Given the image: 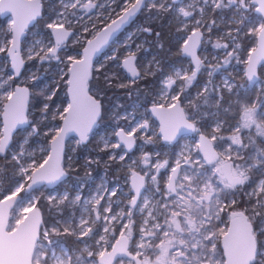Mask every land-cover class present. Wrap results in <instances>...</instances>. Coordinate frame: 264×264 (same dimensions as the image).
<instances>
[{"label":"snow or ice","instance_id":"obj_1","mask_svg":"<svg viewBox=\"0 0 264 264\" xmlns=\"http://www.w3.org/2000/svg\"><path fill=\"white\" fill-rule=\"evenodd\" d=\"M112 3H116V0H112ZM197 5L203 7L198 8ZM145 7L150 11L155 10L157 15L173 12L177 19L182 16L194 21L190 30L187 23L178 30L184 33L179 37L182 43L178 52L182 57L190 58L189 68L176 69L167 77L161 95L164 102L161 103L160 100L153 102L151 108L146 109L145 115L151 113L159 118V133L164 141L175 140L177 134L182 131L197 133L199 139L195 142V150L193 152L189 147L187 153H180L174 166L170 168L163 189L160 186L159 173L161 169L169 167L167 160L161 163L157 155V162L149 164L151 156L144 153L141 160L147 167L142 169L143 175L134 170L138 161H133L128 166L132 179L127 193L129 199L125 205L126 211L124 209L119 212L113 211L112 196L116 194L118 186L111 190L101 186L96 195L83 200L80 193L75 196L68 192L49 195L47 197L49 204L56 208L75 206L82 202L84 212L78 224L73 222L71 226L61 229L58 222L51 228L42 229L41 210L38 207L41 198L32 196V191L36 190V185H55L67 176L68 173L62 164L64 137L69 132H76L80 138L77 143H82L88 140L93 127L103 118L104 97L99 92H91L89 88L93 57L108 44L109 38L122 25ZM41 8V0H0V15L10 14L8 25L10 39L0 44V53H6L14 70V75H8L7 79L0 76V97L8 101L3 107L0 127V154L5 157L9 155L12 147L14 130L18 125L28 124L26 108L29 89L12 87V83L19 76L24 64L19 54L21 37L24 36L29 24L41 16ZM60 8L61 10L55 14L56 18L47 24L49 30L47 42L36 41L35 46L28 50V58H35L41 63L55 60L64 64L66 71L62 70V78L67 77L66 86L70 101L62 111L59 106L52 111V119L59 117L63 126L49 130L54 134L51 151L47 156L41 160H37L34 155L26 157L23 145L19 146L18 152L11 153L23 182L0 193V264H85V252L87 259L92 260L93 264H113V260L120 254L129 257V264H264V240L260 239L264 237V228L254 227L257 218L264 223V180L247 194L250 200L256 198L251 209H240L236 199H230L249 182L251 169L264 168V149L256 150L255 156H249L247 159L241 152L248 147L242 139L245 130L250 133L249 144L253 146L255 144L251 139L253 129L256 136L264 138V96L257 97L250 104H240L238 101L239 120L235 126L229 127L228 131L232 134L227 137L219 135L225 123L219 120L211 128L210 133H201L197 123L198 118L202 119L205 113L201 112L200 103L189 101L186 111L181 99L182 97L187 99L186 89L193 84L204 66L197 49L204 35L200 28L204 27L210 33L215 27V21L209 24L203 19L206 9L209 8L213 11L231 13L230 28L232 26L234 28L227 36L230 38L232 51L227 52L228 59H225L223 64H228L231 59L239 61L238 53L241 48L236 40L245 28L246 35L259 37L258 47L249 49L247 59L243 61L246 65L247 81L252 84L258 82L257 65L264 61V0H191L186 6H177V0H131V2L123 0V7L117 19H111L109 15L107 19L111 21L110 23L102 24L100 27L93 23L91 28L84 25L83 32L79 34L72 29L74 20L83 19L78 15L80 11L85 14H90L96 8L108 11L110 5L94 4L92 0L87 2L60 0ZM194 13L201 18L196 19ZM97 19L103 21L105 17L101 15ZM89 22L91 23V20ZM144 31L151 32V29ZM85 33L91 38H87ZM70 37H73L74 43L82 48L76 55H67V42ZM229 46L219 41L214 45L215 48L225 50ZM62 52L65 53L64 57L61 56ZM135 60V53L130 52L122 62L133 80L140 78ZM209 68L211 76L216 68L211 65ZM32 79L37 80L38 77L33 76ZM106 82L111 86L107 77ZM173 85L178 86L173 88ZM224 87L230 93L234 90V86L228 80H225ZM168 89H173L176 94L169 93ZM208 91L206 84L203 90L197 93L198 100H203L204 105L209 103V98L204 95ZM41 95L45 97L42 115L47 118L50 111L49 102L55 91L49 88L42 91ZM222 100L223 97L217 99V111L221 110ZM224 111L227 112L228 109ZM132 119L135 127L113 131V136L118 138L116 143L104 142V148H111L114 153L110 159H115L116 150L122 149L125 150L124 154L118 158L124 161L126 150H131L135 143L134 134L150 130L148 119L142 121L136 120L135 117ZM29 127L32 129L31 132H28L27 128L23 129L29 136L37 132L35 125ZM221 140L227 143V147L216 144ZM145 143H152L151 137L145 138ZM216 147L223 150L217 152ZM26 187L29 191L28 198L18 199V194ZM105 191H109L107 197L101 194ZM101 200H105L107 206L102 205ZM135 211L143 218L138 228L139 240L133 245V254L129 251V246L133 242ZM10 212L12 222L9 220ZM222 213L228 217L225 227H220V224L224 223ZM125 220L127 223H123ZM97 222H103L102 234L93 227ZM113 222L120 224L118 239L114 236ZM67 223L68 221H65V224ZM62 233L72 235L78 233L79 237L83 238L99 235L95 244L100 250L94 252L87 246L78 253L69 250L59 240L51 238ZM109 236L115 239L114 244L109 243L107 239ZM106 245L111 247V252L107 251ZM149 252L154 254L155 259L149 258L147 254ZM97 256L100 258L99 261L95 260ZM120 264H124V261L121 260Z\"/></svg>","mask_w":264,"mask_h":264},{"label":"rangeland","instance_id":"obj_2","mask_svg":"<svg viewBox=\"0 0 264 264\" xmlns=\"http://www.w3.org/2000/svg\"><path fill=\"white\" fill-rule=\"evenodd\" d=\"M87 2V0H85ZM94 4H103L110 5L108 11H104L101 8H96L90 14H85L83 11H80L78 15L83 17L82 20H74L73 21V31L78 34L83 32V26L87 25L91 28L92 24H96L98 27L102 26V24H107L110 20L107 19L109 15H111V19L120 14L121 9L123 7V0H116V3H112V0H92ZM131 2V0H130ZM191 0H181L177 2V6H186L190 3ZM42 8H41V16L37 18L35 23L29 26L25 30V34L20 42V56L24 60V64L22 65L21 72L17 78L14 79L12 83V87L15 85H24L29 89H36L37 92L42 93L47 89H52L55 91V95L52 97V100L49 102L50 111L48 113L47 118L42 115L43 103L45 100L44 95L40 97V107L36 110H32L30 113H34L35 117L32 119V122H29V125H35L37 132L33 133L31 136L28 135L27 132L23 131V129H28V132H31L32 129L29 125L16 133L15 141L12 144L11 149L9 150V155L5 157L4 155L0 157V165L2 161H4V168L6 169L5 178L12 180V185L10 188H14L17 183L23 182L21 180V175L19 169L16 167L15 162L12 160L11 153L18 152L19 146L23 145L24 153L26 157L34 155L37 160H41L44 156H47L49 151V143L52 139V135L49 130L54 129L56 127H60L59 117L55 120L52 119V111L56 110L59 106V109L62 111L64 107L67 106V98L64 100V92L63 88L66 87V79L67 77L62 78V70L66 71V68L63 63H58L55 60L41 63L37 59H29L28 58V50L35 46L36 41H44L45 43L48 40L49 30L47 29V24L56 18V13L61 10L60 8V0H41ZM197 7H203V5H197ZM114 10V11H113ZM191 11V9H187ZM153 13L149 10V8H142L139 13L144 14V17L141 19L135 20L129 28H127L121 35H119L114 42L111 43L109 48L100 55L93 68L96 70L94 74L95 77H98L101 73L104 74V78H114L118 81V83L122 85H130L131 83L138 82L140 79L147 77L155 76L158 70H160L161 59L158 57V53L156 49H152L148 44L147 37L144 35L145 29H148L147 26L143 24L144 20L148 19H156L157 21L162 22V30L168 32L171 35V40L178 45L182 43V40L179 37L183 36L184 33L182 31H178L182 28L184 23L189 25V30L191 29L194 21L191 18H184L182 16L177 19L176 14L173 12H169L167 14L157 15L155 10H152ZM104 16L105 19L100 21L97 19L98 16ZM196 19H200L201 17L194 13ZM231 13L224 11H213L210 8L206 9L204 14V21L206 23H211L215 21V27L212 28L209 33L208 30L204 27L200 28V31H204V38L202 41V47L199 52V56L204 61V66L201 71L197 74L196 80L193 82L191 86L186 89L187 99H182V105L188 110L189 101L196 102L197 93L201 92L204 86L207 84L209 91L204 93L205 96L209 98L210 108L206 111L205 115L208 117L207 121H202L200 123V131L204 134H208L211 131V128L215 125V123L219 121L225 122L223 124V130L221 131V135L227 137L232 133L228 131L230 126H235L237 121L239 120V108L237 106L238 101L240 104L251 103L255 101L257 97L250 96L247 89L251 87H255L256 91H261L263 85L261 84L260 76L258 75V82L256 84H252L247 81L245 76V68L246 65L243 63L247 59L248 50L256 47L257 36L247 34V28H245L244 32L240 34L237 38L236 43L240 45L239 61L237 59L229 60L228 64H223L225 59H228L227 52L232 51V45L230 38L227 36V33L234 28H230L231 24ZM91 20V23L89 22ZM10 23V15H0V44H3L6 40L10 39L8 36V25ZM87 38H91L87 33L84 34ZM233 35H235L233 31ZM219 41L221 44H229V48L227 50L223 48H215L214 45ZM247 42H250L247 44ZM68 51L67 55H76L81 51L79 49L80 45L74 43V38L70 37L68 42ZM126 45H130V47H126ZM132 52L135 53V56L139 58L141 62V76L137 80H131L124 70L121 67V61L123 58L127 57L128 54ZM61 56L64 57L65 53H61ZM113 56H116V59H112ZM190 65V60L187 58H181L174 65H167V72H165V76L158 79L155 82H149L144 87V94L141 99H135L130 102L128 108H122L124 105L122 102H117L114 104H107V117L109 122L103 126L97 124L98 128L94 129L90 137L93 138L94 148L91 150L92 154L87 147L83 148L81 152L78 151L79 144L77 143L78 139L76 137H72L67 142L66 154L64 158L66 168H72L75 162L80 159L81 165L87 169V173H90V168L92 164H98L104 167L113 166L112 171L115 175H110L107 177L104 170L101 171L98 179L94 181V183L89 186L91 188L90 191L94 190L97 192L98 189L103 186L106 190H111L113 188H117L116 194L112 197V207L114 212H119L121 209L127 210L125 205L128 202L129 197L127 193L129 192L130 185V169L129 165L132 164L133 161H138L137 166L135 167V171L139 172L143 175L142 169H145V166L141 160V157L144 153H148L151 156V160L149 164H155L157 162V155L159 162H164L167 160L169 162V167L160 170L159 173V182L161 189L166 182L167 176L170 174L171 166H174L178 156L180 153H187L189 147L195 150V142L198 140V134L193 133L189 135L181 136L176 143H167L161 140L158 135V123L155 119H153L151 113L145 115L146 109L153 104V102L160 100L161 103L164 101L161 99L162 92L165 89V81L168 76L172 75L174 70L184 68L188 69ZM216 68V71H213L211 76H209L210 68L209 66ZM264 62L261 64L262 71H264ZM98 69V70H97ZM147 69H151L147 71ZM258 70V69H257ZM101 72V73H100ZM190 74V72H189ZM8 75H14V70L11 68V60L6 56V53H0V76L7 79ZM38 77L37 80H33L32 77ZM225 80H228L233 86V92H228V90L224 87ZM238 80H242L243 83L240 84ZM240 85L242 86L240 88ZM141 86H144L141 84ZM178 85H173V88H177ZM91 91H94V87L90 88ZM171 94H176L173 89L167 90ZM264 96V92L262 94ZM219 97H223V100L226 98L225 104H221V110L217 111L216 102ZM198 99V98H197ZM5 100L0 97V114L2 110V106ZM202 103L203 100H201ZM224 109H228L227 112ZM127 114V119H125V115ZM133 117L136 120L148 119L150 130L146 133L134 134L135 135V145L131 150H126L127 155H125L124 161H120L118 156L123 155L125 150L117 149L115 152L116 158L110 159L114 155L111 148L105 149L104 142L109 141L114 144L117 142L116 137L113 136V131L119 128L130 129V127H135V123L133 122ZM0 127H2L1 119H0ZM48 133L47 135H45ZM252 133L255 135V130H252ZM248 130H245L244 135H242V139H246L248 137ZM256 136V135H255ZM151 137L152 143H145V138ZM260 141L263 142L264 149V138H260L256 136ZM25 140L27 142L25 143ZM224 147H227V143L221 140ZM248 141V140H247ZM171 144L175 146L172 147ZM149 146V147H148ZM219 152L223 149L221 147H216ZM235 151L233 152V155ZM30 162V161H26ZM256 171L261 172L262 177H260L253 187L245 190L243 192V196L249 201V204L246 208L251 209L256 202V198L249 199L248 193H251L254 188L259 184L261 180H264V168H253ZM118 178V179H117ZM147 180V178H146ZM63 184L60 187V192H35L32 191L31 195L34 197H38L39 195L43 199V201L47 202V207L55 208L56 212H60L58 208L49 204L47 197L53 194H63L64 192L74 191L72 196H75L77 193L87 191L86 187L83 186V182L74 183L71 181H63ZM71 190V191H69ZM108 192L109 191H105ZM94 192H92L93 194ZM96 195V194H94ZM29 196L28 194H23L20 197V200H26ZM236 199L237 205L240 202V192L237 191L234 197H230ZM121 201H123L121 203ZM102 205L106 206L105 200ZM79 210L84 209L79 204H76ZM15 207V206H14ZM70 209L72 211L75 210L74 206H71ZM242 209H244L242 207ZM18 210V209H17ZM250 214V213H249ZM146 215V214H145ZM12 213L10 212V222ZM222 220L224 223L220 224V227H225L228 222V217L226 214H221ZM142 215L135 211L133 215L134 226H133V242L130 243L131 250L134 251V243L139 240L138 228L142 222ZM65 221H68L65 224ZM59 222L61 229L65 226H71L73 222L76 224L79 223V220L67 219L64 214L61 217H57L56 224ZM261 222V220H260ZM123 223H127V220L123 221ZM115 224L114 236L115 239L119 236L120 224L113 222ZM260 228H264V223H260ZM55 225V224H53ZM52 225V226H53ZM52 226H44L43 228H51ZM42 228V227H41ZM42 228V229H43ZM101 234L103 233V222H97L94 225ZM63 234V233H62ZM70 238L71 243L65 244L60 242L64 247L69 250L76 251L84 249L86 246L92 251H99L100 249L96 246L95 241L99 239V235H96L93 238H83L79 237V234H65ZM57 240V238H52ZM110 244H113V239L111 236L107 238ZM158 243V241H157ZM107 249L110 248L106 245ZM150 259H155L154 254L151 252L147 253ZM86 258L85 264H93L92 260L87 259V253H84ZM97 261V258L95 257ZM123 260L124 264H129V260L122 258L115 262V264H120V261Z\"/></svg>","mask_w":264,"mask_h":264},{"label":"trees","instance_id":"obj_3","mask_svg":"<svg viewBox=\"0 0 264 264\" xmlns=\"http://www.w3.org/2000/svg\"><path fill=\"white\" fill-rule=\"evenodd\" d=\"M153 11H151L150 14H152ZM142 17H144V14L139 13L135 16L134 21L141 19ZM143 24L145 26H147L148 29H151V32H144V35L147 37V44L152 48V49H156L157 53H158V57L161 59L162 63L161 65L164 66V69L167 68L168 65V61H170L171 56L170 53L173 52L174 56L179 57V53H177L176 51V43L173 42L171 40V35L162 30V22L161 21H157L156 19H148L147 21L144 20ZM157 33H159V36H157ZM250 42H247V44H249ZM79 49H81V47H79ZM258 75L260 76V80H261V84L263 85L262 90L261 91H256L255 87H251L249 89H247V91L249 92L250 96H255V97H260L262 96L263 92H264V71H262V67L260 66L257 70ZM96 73V70L93 68V72L92 75L90 77L89 80V88L94 87V91L91 92H99L103 97V105H104V110H103V118L101 120L98 121V125L103 126L106 123L109 122L107 115V104H114L117 102H122L124 105L122 106V108H128L130 102H132L135 99H143L141 98L144 94V87L149 83V77H145L143 79H140L138 82L135 83H131L130 85L126 84L125 87H120V83H118V81L114 78H109L110 80V85L109 83L106 82V78H104V74L101 73L98 77H95L94 74ZM238 82L240 84L243 83L242 80H238ZM144 85V86H141ZM242 86L240 85V88ZM30 90V101H29V108H28V121L32 122V119L35 117L34 113H30L32 110H36L40 107V97H41V93L37 92L36 89H29ZM63 92L64 94V100L65 98H67L66 95V87L63 88ZM226 101V98L224 100H222L221 104L224 105ZM196 102H199L201 105V112L202 113H206V111H208L210 108H208V105H204V103L201 102V100H198L196 98ZM208 117L206 115L203 116V118H198L199 122L197 123V126H200V123L202 121H207ZM59 122L61 123V120H59ZM98 128V126H96L94 129ZM245 133V132H244ZM243 133V135H244ZM219 135H221V133H219ZM249 135L246 139L243 138V142L244 144L248 145V147L246 149H242V155L245 157V159H247L249 156H255L256 154V150H261V148L263 147V142L260 141L253 133H251V139L255 142L254 146L252 144H249ZM15 136L12 140V144L15 141ZM248 140V141H247ZM222 141H217L216 144L217 145H221ZM223 145V144H222ZM172 147H174V144H171ZM87 147L90 151V154H92L91 150L94 148V144H93V138L92 137H88V140H86V142L84 144H79L78 146V151L81 152L83 148ZM149 147V146H148ZM1 157V156H0ZM5 164L4 161H2V164L0 165V193H4L6 190L10 189L11 185H12V180L5 178V174H6V169L4 168ZM65 171L68 173L67 176L65 177L64 180H68L74 183H79L81 181H86L88 184L89 183H93L96 179L99 178L100 173L102 170L105 171L107 177H109L110 175H115V173L112 171L113 166L111 167H102L98 164H92L91 168H90V173H87V169H85V167L83 165H81V160L78 159L74 166L72 168H66L65 166V162H64V166ZM249 177L250 180L248 183H246L245 186H243L239 192H240V202L238 204V207L240 209L246 208L249 204V201L245 198V196H243V192H245V190L253 187V185L255 184V182L262 177L261 172L256 171L255 169H251L249 171ZM118 179V178H117ZM24 192L22 191L21 193H19V195H23ZM41 200L43 201V199L41 198ZM44 202V201H43ZM45 204V203H44ZM260 220L259 218H257L255 220L254 223H256V221ZM45 225H47L48 223V219L45 218ZM261 223V222H260ZM44 225V226H45ZM42 226V228L44 227ZM51 238H57V240H59L60 242H63L65 244H70L71 240L69 237H67V235L65 234H61L60 236H52ZM132 249V248H131Z\"/></svg>","mask_w":264,"mask_h":264},{"label":"flooded vegetation","instance_id":"obj_4","mask_svg":"<svg viewBox=\"0 0 264 264\" xmlns=\"http://www.w3.org/2000/svg\"><path fill=\"white\" fill-rule=\"evenodd\" d=\"M134 22V21H133ZM131 26V25H130ZM129 26V27H130ZM201 32L202 33H204V31L203 30H201ZM122 34V33H121ZM120 34V35H121ZM203 38H204V35H203ZM203 41V40H202ZM201 47H202V45H201ZM109 47H107L106 48V50L108 49ZM176 51H177V53H179L178 52V48H179V45L176 43ZM105 50V51H106ZM200 50H201V48H200ZM200 50H199V52H200ZM170 56H171V59H170V61H168L169 63H168V65H174L175 63H177L182 57H181V55L179 54V57H178V55L177 56H174V54H173V52H171L170 53ZM201 58V57H200ZM135 63H136V65H137V67L139 68V71H140V76H141V62L139 61V58H137L136 57V60H135ZM259 68V67H258ZM257 68V69H258ZM165 72H167V68H165L164 69V66H160V70H158L157 71V73L155 74V76H153V78L152 77H149V82H155V81H157L158 79H160V78H162V77H164L165 76ZM1 119V118H0ZM97 124H98V122H97ZM97 124H96V126H97ZM95 126V127H96ZM94 131V130H93ZM92 131V132H93ZM92 132H91V134H92ZM90 134V135H91ZM89 135V136H90ZM72 138V137H71ZM68 142V141H67ZM79 144V143H78ZM66 148H67V143H66ZM66 148H65V154H66ZM65 154H64V158H65ZM63 166H64V160H63ZM65 179V178H64ZM63 181H68V180H63ZM62 181V182H63ZM83 182V186L85 187V186H87L86 187V189H87V191H85V192H81V196H82V200L83 199H90L91 198V196L92 195H94V194H96L97 192H95L94 190H92V191H90L91 190V188L89 187V186H91V184L92 183H87L86 181H82ZM94 183V182H93ZM63 186V184H61V182L59 183V184H57L54 188H47V187H44V186H42V187H40V188H37V190L35 191V192H51V191H53V192H60V187H62ZM69 191H71V190H69ZM92 192H94L93 194H92ZM69 193H71L72 195H73V193H74V191H71V192H69ZM25 194V193H24ZM102 195H104L105 197H107V195H109V193L108 192H103V193H101ZM19 195V194H18ZM21 196L19 195V198H20ZM38 197H40L41 198V196L39 195ZM113 197V196H112ZM103 201L104 200H101V203H103ZM45 203V204H44ZM79 205L81 206V207H83V204H82V202L81 203H79ZM38 207H40V210H41V217H42V221H43V223H42V225H41V227L42 226H44L46 223H45V218H47L48 219V223H47V225H45V226H48V225H50V226H52L53 224H56V221H57V217H61V216H63V214H64V216L67 218V219H73V220H79L80 219V217H81V214L84 212V209H81V210H79V208L77 207V205H75L74 206V208H75V210L74 211H72V209H70V205L69 206H62V207H60V208H58V209H60L59 211L60 212H56L55 211V208H53V207H47V202H43L41 199H40V201H39V204H38ZM87 218V217H86ZM255 222V221H254ZM261 226V224H260V220H258V221H256V223H254V227H260ZM93 227H94V225H93ZM119 236H117V238H118ZM116 238V239H117ZM260 239H262V240H264V237H260ZM115 241V240H114ZM114 241H113V243H114ZM111 248V247H110ZM110 248H108L107 250H109ZM129 248L131 249V245L129 246ZM98 257V256H97ZM96 257V258H97ZM118 261V260H117ZM116 261V262H117ZM113 264H115V263H113Z\"/></svg>","mask_w":264,"mask_h":264},{"label":"water","instance_id":"obj_5","mask_svg":"<svg viewBox=\"0 0 264 264\" xmlns=\"http://www.w3.org/2000/svg\"><path fill=\"white\" fill-rule=\"evenodd\" d=\"M180 0H177V2H179ZM137 14H138V12H137ZM136 14V15H137ZM5 15H10V14H5ZM135 15V16H136ZM1 16H3V15H1ZM135 16L131 19V20H129L126 24H124V25H122L121 27H120V29L116 32V33H114L113 34V36L111 37V38H109V42H108V44H106V45H104V47L100 50V52L95 56V57H93V66H94V64H95V61L97 60V58L100 56V55H102L103 54V52L106 50V48L107 47H109L110 45H111V43L112 42H114L115 40H116V38L121 34V33H123L127 28H129V26L133 23V21H134V18H135ZM39 18V17H38ZM118 18V16L117 17H115L114 19H117ZM111 22V21H110ZM110 22H108V23H110ZM35 23V21L34 22H32V23H30L29 24V26H31V25H33ZM28 26V27H29ZM23 37V36H22ZM22 37H21V39H22ZM202 40H203V37H202ZM202 40H201V44H200V46L198 47V49H197V54H198V56H199V50H200V48H201V45H202ZM258 44H259V37L257 36V43H256V47H258ZM81 51H82V49H81ZM20 54V53H19ZM182 57V56H181ZM183 58H185V57H183ZM124 59V58H123ZM123 59H122V61H121V67H122V69L124 70V72L126 73V75L131 79V80H133L132 78H131V76H130V74L127 72V70L124 68V66H123ZM187 59H189L190 60V58H187ZM264 61H261L260 62V64H258L257 65V68L258 67H260L261 66V64L263 63ZM136 64V63H135ZM136 67H137V65H136ZM137 69H138V71H139V68L137 67ZM140 72V71H139ZM199 73V72H198ZM16 86H19V87H22V88H24V87H26V88H28L27 86H24V85H15L14 87H16ZM29 89V88H28ZM66 95H67V101L69 102L70 101V95L68 94V90H67V86H66ZM29 101H30V90H29V96H28V101H27V108H26V116H27V120H28V108H29ZM6 103H8V101H6L5 100V102L3 103V106H2V110H1V114H0V118H1V124H2V119H3V117H2V112H3V107H4V105L6 104ZM68 104V103H67ZM152 106V105H151ZM151 106L149 107V109L151 108ZM152 115V117H153V119H155L156 121H157V123H158V135L160 136V138H161V140L162 141H164L163 140V137L160 135V133H159V128H160V121H159V118L157 117V116H155V115H153V114H151ZM29 125V121H28V124H26V125H18L17 126V129L16 130H14V134H13V137H12V140H13V138H14V135L19 131V130H21V129H23V128H25V127H27ZM63 126V122L61 121V123H60V127H62ZM96 126V125H95ZM95 126L93 127V130H94V128H95ZM92 130V131H93ZM118 130V129H117ZM91 131V132H92ZM91 132L89 133V135L91 134ZM194 132H188V131H182V132H180V133H178L177 134V136H176V139L175 140H173V141H171V142H167V141H164V142H167V143H176L177 141H178V139L181 137V136H184V135H189V134H193ZM201 133H203V132H201ZM204 134V133H203ZM71 137H76L77 139H78V141H79V135L76 133V132H69L68 133V135L67 136H65L64 137V141H63V160H64V154H65V148H66V143H67V141L71 138ZM117 140H118V138H116ZM198 139H199V136H198ZM52 139L50 140V143H49V151L48 152H50L51 151V146H52ZM86 141H84V142H82V143H79L80 145L81 144H84ZM134 145H135V143H134ZM134 145H133V148H134ZM132 148V149H133ZM216 151L217 152H219V150L216 148ZM0 156H3V154H0ZM63 160H62V164H63ZM142 175V174H141ZM131 176H130V181H129V185H130V187H131ZM64 180V178L61 180V181H58L55 185H36L35 186V189H37V188H40V187H42V186H44V187H47V188H54L57 184H59L60 182H62ZM34 191V190H33ZM142 191H143V189H142ZM25 194H28L29 193V191L27 190V187L25 188V190L23 191ZM18 199H20L19 198V195H18ZM42 216V215H41ZM9 218H10V214H9ZM119 238V237H118ZM117 238V239H118ZM114 243H115V241H114ZM113 243V244H114ZM108 252H111V248L109 249V250H107ZM129 251H131V252H133V254H134V251H132L130 248H129ZM122 258H125V259H128L129 260V257L128 256H126V255H123V254H120V255H118L114 260H113V263H115L117 260H120V259H122ZM99 257H97V261H99Z\"/></svg>","mask_w":264,"mask_h":264},{"label":"built area","instance_id":"obj_6","mask_svg":"<svg viewBox=\"0 0 264 264\" xmlns=\"http://www.w3.org/2000/svg\"><path fill=\"white\" fill-rule=\"evenodd\" d=\"M107 206V205H106Z\"/></svg>","mask_w":264,"mask_h":264}]
</instances>
